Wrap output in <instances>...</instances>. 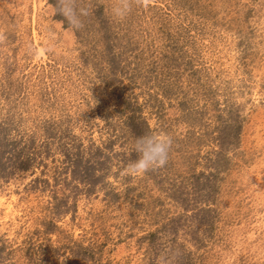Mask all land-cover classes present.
<instances>
[{"label": "rangeland", "instance_id": "374dc122", "mask_svg": "<svg viewBox=\"0 0 264 264\" xmlns=\"http://www.w3.org/2000/svg\"><path fill=\"white\" fill-rule=\"evenodd\" d=\"M55 2L0 0V264H264V0Z\"/></svg>", "mask_w": 264, "mask_h": 264}, {"label": "clouds", "instance_id": "9594fccd", "mask_svg": "<svg viewBox=\"0 0 264 264\" xmlns=\"http://www.w3.org/2000/svg\"><path fill=\"white\" fill-rule=\"evenodd\" d=\"M146 0H117L111 12L115 19L122 21L132 11L133 5L141 6ZM56 13L63 16L73 31L85 27L84 18L90 15V9L82 6L80 0H56ZM6 41V35L0 31V45ZM173 140L163 133L150 132L138 137L133 145L138 158L124 169L128 175L138 176L164 167L169 160Z\"/></svg>", "mask_w": 264, "mask_h": 264}, {"label": "bare ground", "instance_id": "6f19581e", "mask_svg": "<svg viewBox=\"0 0 264 264\" xmlns=\"http://www.w3.org/2000/svg\"><path fill=\"white\" fill-rule=\"evenodd\" d=\"M40 52H41V54H44V52H43V50H42V49H41V51H40Z\"/></svg>", "mask_w": 264, "mask_h": 264}]
</instances>
